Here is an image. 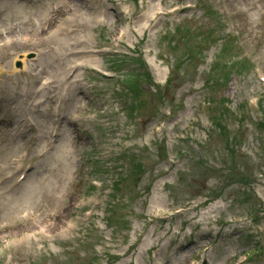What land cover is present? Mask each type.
Segmentation results:
<instances>
[{"label":"rangeland","instance_id":"374dc122","mask_svg":"<svg viewBox=\"0 0 264 264\" xmlns=\"http://www.w3.org/2000/svg\"><path fill=\"white\" fill-rule=\"evenodd\" d=\"M2 1L0 264H264V0Z\"/></svg>","mask_w":264,"mask_h":264},{"label":"bare ground","instance_id":"6f19581e","mask_svg":"<svg viewBox=\"0 0 264 264\" xmlns=\"http://www.w3.org/2000/svg\"><path fill=\"white\" fill-rule=\"evenodd\" d=\"M62 1L68 8H72L75 13H79L80 12V1L78 2H71L70 0H60ZM0 2H5V1H2L0 0ZM50 2V7H51V13L48 8L45 10V13L42 14L43 18L39 19V18H35L33 23L31 24V27H28L27 30H25L23 32V29H19L20 31H17V37H18V40L17 42L19 43L20 41L22 43H26V44H30L32 46H34V44L37 42V39H34V40H31L32 38H37L39 36V34L43 31H47L48 30V26H47V22L50 20V19H54L56 18V11L59 10L60 7H62V4H59V5H56V2H54L53 0H49ZM6 3V2H5ZM58 3V2H57ZM61 5V6H60ZM152 7L147 10L143 15H142V19H144V21L146 19H148L149 17L151 18L153 16V12H152ZM66 9L62 8L60 10V13L65 11ZM1 13V12H0ZM45 15V16H44ZM81 19L84 20V16L81 14ZM143 21V22H144ZM74 25H76L75 22H72ZM63 24V23H62ZM61 28L63 29H66L68 27H65L62 25L61 27H59L57 30L58 32L61 30ZM69 29V28H68ZM37 31H40L39 33H36ZM33 33V35L30 36V33ZM11 38V37H9ZM6 39V44L3 45L1 42H0V53L3 54V53H6V50H4L5 47H12L13 44L10 43V40L11 39ZM53 49L56 50V47L52 46ZM52 48L50 47L49 50L47 52H51L52 53ZM74 54H75V51L73 50L72 51ZM76 53H78V55H75V60L78 61V64H90V65H95V66H99L100 62L98 60V58L96 56H94L91 52L90 49H80V50H77ZM30 55L29 52H26V51H23V52H17V53H14V55H11V61L10 62L11 64H2L0 66V74L2 73L1 72V69H3V66H10L11 65V68H10V71H20V69L22 70H25L27 68H30V64L27 63V58L28 56ZM74 56V55H73ZM80 57V59H79ZM19 62V63H18ZM71 65V64H69ZM19 66V67H18ZM73 66V65H72ZM36 70H40L39 72L42 74L41 70H44L46 69V67L42 66L39 62L38 64L35 66ZM72 68V67H71ZM48 74V72H46ZM69 70H68V73L66 74L69 75ZM162 74L163 73H159V76L162 77ZM66 76H62V79H64V82L65 83H69L70 82V79H69V76L66 78ZM50 82H55V79H54V76H47V75H44L41 77L40 81H39V84L40 85H48ZM60 117L59 114H58V111L55 112V116L54 118H58ZM56 123H58V134L54 135V142L55 140H57V138L61 135V132H62V129L65 125H63V122L60 123L59 120H56L55 121ZM29 176H31L29 174ZM28 180V178H27ZM27 180H25L24 182L26 183ZM23 184V183H22ZM21 184V185H22ZM156 204V201H154V205ZM26 238H28L27 236H21L20 238H18L15 242L17 245H21L23 241L26 240Z\"/></svg>","mask_w":264,"mask_h":264},{"label":"trees","instance_id":"16d2710c","mask_svg":"<svg viewBox=\"0 0 264 264\" xmlns=\"http://www.w3.org/2000/svg\"><path fill=\"white\" fill-rule=\"evenodd\" d=\"M134 90L136 91V88H134Z\"/></svg>","mask_w":264,"mask_h":264}]
</instances>
